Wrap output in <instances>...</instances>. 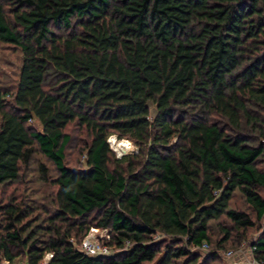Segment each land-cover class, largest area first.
I'll list each match as a JSON object with an SVG mask.
<instances>
[{
  "label": "trees",
  "instance_id": "1",
  "mask_svg": "<svg viewBox=\"0 0 264 264\" xmlns=\"http://www.w3.org/2000/svg\"><path fill=\"white\" fill-rule=\"evenodd\" d=\"M0 43L21 54L0 83V264H198L210 222L253 226L235 192L264 220V0H0ZM34 163L47 204L3 199ZM90 228L117 252L83 255ZM250 247L264 262V232Z\"/></svg>",
  "mask_w": 264,
  "mask_h": 264
},
{
  "label": "rangeland",
  "instance_id": "2",
  "mask_svg": "<svg viewBox=\"0 0 264 264\" xmlns=\"http://www.w3.org/2000/svg\"><path fill=\"white\" fill-rule=\"evenodd\" d=\"M21 60V54L20 52L15 49L12 46L2 44L0 43V83L11 86L13 85L15 81V73L16 69L19 66ZM151 110L153 111L152 107L150 106ZM33 126H36L37 129L39 127L32 123ZM75 139H77L79 142H76L73 144L75 146V149L68 150L66 153V161L68 162V165H75V161L80 158L79 160L82 161V156H79L78 152L81 148V141L83 138V135L75 136ZM78 137V138H77ZM110 138H113L115 141L120 142L122 144V151L116 150L114 152L115 156L118 155H125V154H134L137 152L136 146L129 140H118L115 138V136H109L107 141L109 143ZM80 139V140H79ZM109 145V144H108ZM110 146V145H109ZM108 146V147H109ZM111 148V147H110ZM114 149V148H113ZM111 148V150L113 151ZM117 157V156H116ZM79 161V162H80ZM35 163L42 162L44 167L48 170L49 176H53V168L50 163L46 162L39 154L35 155ZM33 164L30 169L28 170V173L25 176V183L24 181L18 182L13 185L6 186L4 190L5 198L7 199L8 195L16 197L17 200L26 198V199H34L33 204L36 207H41L42 204H47L48 198L46 195L51 193L54 189V187L49 186L48 184L41 183L38 178V170L36 167V164ZM260 167H264V160L260 162ZM28 181V182H27ZM1 190V188H0ZM259 193L264 199V188L259 189ZM0 198L2 196L0 195ZM230 208L245 213L250 220L253 222V226L249 227L248 229L244 231H237L233 229L232 224L224 219V217L220 218L218 221H212L210 222V229H209V238L210 243L209 246H207L204 249L198 250L200 252V257L198 260V264H250L252 260V254H251V243L257 239L263 232H264V220L259 219L257 220L255 217L254 212L252 209L248 206V204L245 202V199L239 192H235L233 198L230 202ZM39 213L38 211H35V214ZM42 217V215L40 214ZM224 227L229 228V232L231 235V238L226 243H221L222 239L224 238V235L222 233V230ZM103 235L105 238L109 236L110 234L108 231L102 230V229H96V228H90L89 231L86 233L85 236H83L81 239H79V242H75L72 239V242L79 246L83 240H90L99 246H102V244H105L108 242V240L103 241L98 239V236ZM162 236L158 234L157 239L155 238L154 241H157L161 239ZM221 244L220 246L218 244ZM112 253H115V249L112 247ZM211 251H214L216 253V258L212 259L211 256L207 255V253H210ZM45 258V257H44ZM44 260V259H43ZM4 264V262L2 263ZM18 264H24L22 261H19ZM148 264V263H147Z\"/></svg>",
  "mask_w": 264,
  "mask_h": 264
},
{
  "label": "built area",
  "instance_id": "3",
  "mask_svg": "<svg viewBox=\"0 0 264 264\" xmlns=\"http://www.w3.org/2000/svg\"><path fill=\"white\" fill-rule=\"evenodd\" d=\"M116 156H117L116 158H120L123 155L116 154ZM102 230L108 231L107 229H102ZM157 236H158V234H154L153 237H152V239L153 240L155 238L157 239ZM97 238L100 239V240H103V241H106V240L109 241V239H110L109 236H107L105 238L103 235L98 236ZM70 242H72V239H70ZM112 247L116 250V248L114 246L109 247V246L106 245V243L105 244H102V246H99L98 244H96V243H94V242H92V241H90L88 239L83 240L81 242V244L79 246H77V248L79 249V251L83 255H86V256H89V257H99V256H109V255H112V254H114V253H112V250H113ZM206 247H207V244L206 243H203L200 249H204ZM250 251H251V249H250ZM116 252L117 251H115V253ZM49 257H50V254H47L41 264H45L46 261L49 259ZM250 264H264V262L258 261L256 259L252 258Z\"/></svg>",
  "mask_w": 264,
  "mask_h": 264
},
{
  "label": "bare ground",
  "instance_id": "4",
  "mask_svg": "<svg viewBox=\"0 0 264 264\" xmlns=\"http://www.w3.org/2000/svg\"><path fill=\"white\" fill-rule=\"evenodd\" d=\"M109 145L110 147L113 149L114 152H116V150L118 149V151H122V144L121 141L117 143V141H115L113 138H110L109 140ZM117 153V152H116Z\"/></svg>",
  "mask_w": 264,
  "mask_h": 264
},
{
  "label": "crops",
  "instance_id": "5",
  "mask_svg": "<svg viewBox=\"0 0 264 264\" xmlns=\"http://www.w3.org/2000/svg\"><path fill=\"white\" fill-rule=\"evenodd\" d=\"M4 264H8L7 262H5Z\"/></svg>",
  "mask_w": 264,
  "mask_h": 264
},
{
  "label": "clouds",
  "instance_id": "6",
  "mask_svg": "<svg viewBox=\"0 0 264 264\" xmlns=\"http://www.w3.org/2000/svg\"><path fill=\"white\" fill-rule=\"evenodd\" d=\"M110 147V146H109ZM111 149V148H110Z\"/></svg>",
  "mask_w": 264,
  "mask_h": 264
}]
</instances>
